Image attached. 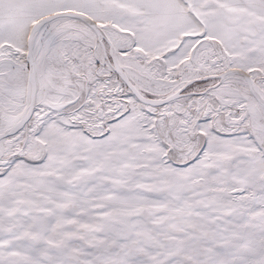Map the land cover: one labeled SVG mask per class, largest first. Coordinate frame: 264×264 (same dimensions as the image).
Wrapping results in <instances>:
<instances>
[{
  "label": "snow or ice",
  "instance_id": "snow-or-ice-1",
  "mask_svg": "<svg viewBox=\"0 0 264 264\" xmlns=\"http://www.w3.org/2000/svg\"><path fill=\"white\" fill-rule=\"evenodd\" d=\"M0 264H264V0H0Z\"/></svg>",
  "mask_w": 264,
  "mask_h": 264
}]
</instances>
